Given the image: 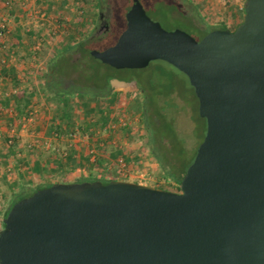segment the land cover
I'll list each match as a JSON object with an SVG mask.
<instances>
[{
    "label": "water",
    "instance_id": "1",
    "mask_svg": "<svg viewBox=\"0 0 264 264\" xmlns=\"http://www.w3.org/2000/svg\"><path fill=\"white\" fill-rule=\"evenodd\" d=\"M90 52L115 68L162 59L180 69L204 137L179 191L88 179L16 200L0 229V264H264V0H246L234 30L200 39L132 0L117 41Z\"/></svg>",
    "mask_w": 264,
    "mask_h": 264
},
{
    "label": "rangeland",
    "instance_id": "2",
    "mask_svg": "<svg viewBox=\"0 0 264 264\" xmlns=\"http://www.w3.org/2000/svg\"><path fill=\"white\" fill-rule=\"evenodd\" d=\"M211 1L205 0V3H202V0H141L149 16L159 21L166 29L180 28L198 39L202 37L203 30L209 28L206 25L203 29L205 25L200 21L202 17L209 22L223 23L221 26L232 30L243 21L244 9L234 19L227 13V9L233 3L242 4L244 7L246 0ZM120 2L123 4L120 3L116 9V12L119 13L117 21L111 24L114 10L106 2L101 3L98 0H39L38 3H34V7L32 5V9H28L25 17H22L19 31V40L22 45L17 46L14 43L15 49L11 47L12 44L9 45L10 41L8 40L15 41L13 25H18L19 21L14 18V15L8 16L11 18V25L8 24L9 32L0 35V53H2L0 58L8 57V67L12 69L11 75H5L1 69L6 63L0 62V229L3 227L4 213L14 195L13 192L19 191L24 184L34 187L50 180L59 179L70 182L92 174L107 177L112 175L122 180L173 191L180 190V185L173 181H167L162 176L161 169L150 153L145 138L139 135V104L142 101L143 92L136 85L117 86L108 95L99 97L103 104L114 106L115 115L118 116L120 122L128 121L131 124L130 132L120 131L114 136L115 144L130 152L128 163L123 161L118 165L110 164L111 171L107 172L98 167L91 172L87 169H77L63 174L55 173L53 170L50 172L47 169L39 175L28 168L29 164H33L32 161L37 157L45 158L50 163L55 157H63L69 151L86 153L93 145L90 143L88 135H83L80 131L75 132V136L64 135L60 138L52 132V116L58 101L50 92L46 81L52 79L51 63L61 50L68 49L67 55L79 58L80 54L76 46L79 41L91 40L87 44L90 51L91 49L102 50L117 41L126 27L123 17H126L132 3L131 0H121ZM219 4L223 6L222 12L215 8ZM198 7L201 9L199 10ZM1 12L3 11L1 10ZM5 12L1 13L0 22L4 20L8 22ZM71 44L74 45L72 48L69 47ZM4 45L7 47L3 48ZM87 61L95 71L102 72H99L98 76L103 82L113 78L131 81L132 78L145 77L151 73V70L145 72L140 68H115L91 54L84 57L83 62ZM4 67L7 68V64ZM176 73L187 78L181 70L176 69ZM70 82L69 79L65 80L67 84ZM13 87L18 88V93L27 91L31 98V103L25 107L24 114L31 120L26 123L21 122L24 115L19 113L15 95L5 94ZM71 95L74 98L78 96V93L73 92ZM113 95H115L114 100L111 99ZM178 101L181 103L183 100L179 98ZM87 102H94V99L89 96L86 100L75 103L77 124H80L86 115L90 114ZM187 108L181 112V116L186 127L192 130L195 123L189 116L190 107ZM118 126L119 124H117ZM9 138L14 140L12 146L8 142ZM189 142L194 144L195 141L190 138ZM115 148V146L107 144L105 151L100 150L98 154L101 156L105 154L110 158Z\"/></svg>",
    "mask_w": 264,
    "mask_h": 264
},
{
    "label": "trees",
    "instance_id": "3",
    "mask_svg": "<svg viewBox=\"0 0 264 264\" xmlns=\"http://www.w3.org/2000/svg\"><path fill=\"white\" fill-rule=\"evenodd\" d=\"M98 1L101 3L106 2L112 6L114 12L111 24L116 23L119 16L116 9L122 3L120 2L121 0ZM123 18L126 25V17L124 16ZM214 28H226V26L210 27L203 30L202 36ZM200 31L202 30L200 29ZM90 41L86 39V41L77 43L79 58L67 55L66 51L68 49L61 50L51 63L52 79L46 81V85L58 101L55 113L52 116V132L58 138L64 135L71 137L77 131H80L83 135H88L90 143L93 144L90 148L95 151V159H92L93 152L89 151V148L86 153L69 151L63 157L52 159L50 161L51 164L49 162L44 164L41 160H37L35 163L29 164L28 168L39 175L47 169L50 172L53 170L55 173L60 172L63 174L77 169H87L91 172L98 167L107 172L111 171L109 168L110 164H120L121 158L125 163L130 161V152L126 151L125 148H119L115 144L114 136L120 131L123 133L130 132L132 130L131 124L128 121L120 122L118 116L115 115L114 106L105 105L99 99L101 95H108L114 90L117 87L116 80L119 79L113 78L110 81L107 80L105 82L104 80L103 82L98 76L102 72L95 71L88 61L83 62L84 57L91 54L90 49L87 47ZM73 46V44L69 45L70 48ZM140 69L145 72L151 70V73L145 77L140 76L136 79L132 78L131 81H126L128 83L127 86L136 85L143 92L141 103L139 104L137 101V105L139 104L140 107L139 135L145 138L146 145L160 167L162 176L167 181H173L180 185L188 165L194 158L197 146L204 137L206 119L199 114L198 98L189 78H183L178 75L176 73L177 67L165 60L157 59ZM4 74L7 75L8 72L4 71ZM66 79L71 81L70 84L65 83ZM73 92L78 93V96L73 98L71 95ZM89 96L94 99L95 103L87 102L90 114L86 115L80 124H77L75 103L86 100ZM15 97L19 113L24 115L25 107L31 103V98L28 96L27 91H21ZM114 98L115 95L111 97L113 100ZM179 98L183 100L181 103L178 101ZM187 107H190L188 110L190 111L189 116L195 123V127L192 130L186 127L185 121L181 116V112H184L185 109L187 110ZM117 124H119L118 127ZM104 134L106 135L104 136ZM190 138L194 139V144L189 142ZM107 144L116 147L115 151H112L110 158L105 154L103 156L98 154L100 150L105 151ZM10 145L12 146L13 143ZM118 178L112 175L107 177L91 174L76 178L75 181L101 179L107 182ZM53 182L68 181L64 179L50 180L34 187L26 184L22 185L19 191L13 192L14 195L4 213V218L16 200L31 194L37 188L50 185ZM2 225L4 226V219Z\"/></svg>",
    "mask_w": 264,
    "mask_h": 264
},
{
    "label": "crops",
    "instance_id": "4",
    "mask_svg": "<svg viewBox=\"0 0 264 264\" xmlns=\"http://www.w3.org/2000/svg\"><path fill=\"white\" fill-rule=\"evenodd\" d=\"M28 1L29 0H12V4L10 5V6H7L6 4H5V2H6V0H0V18H2V14L1 13H3V12H5L6 10H7V12H5V13H7V14H5L6 15V17L8 18V16H10V15H14L15 17V19L16 20H18L19 21V23H18V25L16 24V25H13V23H12V25H13V27H14V33H13V35L15 36L14 38V40L15 41H12V39L11 40H8V41H10L9 42V45L11 46V44H12V48H14L15 49V46L17 45V46H20V45H22V43H21V41L19 40V36H20V33H19V31H20V29H21V24H22V17L24 16L25 17V15L27 14V11H28V9L30 8V9H32L33 7H34V3H38L39 2V0H30L29 1V4H28ZM208 1H210V0H208ZM213 1V0H212ZM211 1V2H212ZM202 3H205V0L203 1L202 0ZM32 5H33V7H32ZM200 5H201V2H200ZM244 7H242V4H238V3H233V4H231L230 6H229V8L227 9V13L229 14V15H231L232 16V19H234V17H236V16H238V14L240 13V12H242V10L243 9H245V5H243ZM201 7V6H200ZM200 7H198V9L200 10L201 8ZM223 6L222 5H217V7L215 6V8H217L219 11L221 10V8H222ZM1 10L3 11V12H1ZM31 11H33V10H31ZM202 11V10H201ZM223 10H221V12H222ZM226 11V10H225ZM3 14V15H4ZM5 17V16H4ZM3 17V18H4ZM5 17V18H6ZM10 20H11V18H8V24L10 23ZM217 20H219V19H217ZM202 23H203V25H205V26H203V29H204V27H206V25H208L209 26V28L210 27H214V26H221V25H223V23H218V21H216V23H214V22H209V21H206V19H204L203 17L201 18V20H200ZM9 25H11V23L9 24ZM200 29H202V28H200ZM7 41V42H8ZM14 43H16V45H14ZM13 49V50H14ZM1 55H2V53H0V57H1ZM1 59V58H0ZM7 60H9V58L7 59ZM6 64H7V68H5L4 66H6V64L4 65V66H2V69H1V71L3 70V69H5V70H3V71H7L8 72V75H11V67H8V61H6L5 62ZM4 73V72H3ZM19 75H18V79H19ZM3 103V102H2ZM5 104H7V102H4ZM62 142V141H61ZM63 143V142H62ZM61 144V143H60ZM80 152V151H79ZM6 153V152H5ZM4 153V154H5ZM44 159V160H43ZM37 160H41L44 164L46 163H48V161H46V159L45 158H36V159H34L32 162L33 163H35ZM45 171H43V173H44ZM4 219V218H3Z\"/></svg>",
    "mask_w": 264,
    "mask_h": 264
},
{
    "label": "built area",
    "instance_id": "5",
    "mask_svg": "<svg viewBox=\"0 0 264 264\" xmlns=\"http://www.w3.org/2000/svg\"><path fill=\"white\" fill-rule=\"evenodd\" d=\"M5 4L7 6H10L12 4V0H6ZM9 32V29H8V22H6L5 20L4 21H1L0 22V35H5L6 33ZM4 47H7L6 45L3 46ZM8 50H10V48L8 47ZM8 57H2L0 62L1 63H5L7 61ZM6 95H17L18 94V88L17 87H13L9 92H5ZM31 120V118L27 117V116H23V120H21V122L23 123H26V121H29ZM72 136H75V133L72 134ZM13 139L12 138H9L8 139V142L9 144H12L13 143ZM91 152H93L92 154V159H95V154H94V149L91 150ZM121 162H123V160L121 159Z\"/></svg>",
    "mask_w": 264,
    "mask_h": 264
},
{
    "label": "flooded vegetation",
    "instance_id": "6",
    "mask_svg": "<svg viewBox=\"0 0 264 264\" xmlns=\"http://www.w3.org/2000/svg\"><path fill=\"white\" fill-rule=\"evenodd\" d=\"M107 27H108V25H107Z\"/></svg>",
    "mask_w": 264,
    "mask_h": 264
}]
</instances>
